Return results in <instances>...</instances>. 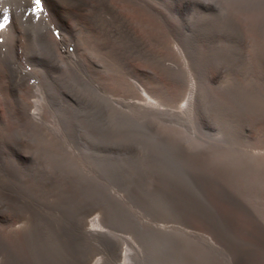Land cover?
<instances>
[{
    "label": "bare ground",
    "instance_id": "obj_1",
    "mask_svg": "<svg viewBox=\"0 0 264 264\" xmlns=\"http://www.w3.org/2000/svg\"><path fill=\"white\" fill-rule=\"evenodd\" d=\"M217 6L224 9L223 17L215 15ZM34 8V0H0V16L8 17L0 29V264H39L44 257L48 264H170L176 258L170 245L182 241L176 225H143L141 242L137 240L146 255L142 260L141 254L134 256L131 242L122 247L126 239L112 225L115 212L94 214L93 207H83V200L67 197L70 187L54 189L56 203L42 202L32 192L43 186L29 182L33 172L25 165L20 133L64 131L76 140L79 129L99 133L102 100L123 127L152 131L151 125L161 126L159 136L167 145L202 164L207 155L200 148V130L217 110L230 118L233 107L247 97L264 110V100L255 95L264 80V67H258L264 63V0H41V10ZM249 56L257 76L252 85L242 86L236 79L222 90L212 86L225 68L242 73ZM185 83L187 92L182 90ZM54 138L53 149L59 143ZM61 154L58 150L63 160ZM256 156L262 164L264 153ZM70 176L75 186L87 187L80 172ZM212 177L219 185L217 202L198 200L176 187L187 202H173V211L182 219L190 214L202 223H216L207 240L232 258L223 263L214 256L208 264H264V209L258 211L238 196L226 184L232 177L218 166ZM61 204L70 209L64 228L58 230L48 220L37 239L34 230L51 215L49 206ZM27 210H33L30 222L3 223L6 216ZM237 220L245 224L246 239L233 232ZM98 244L111 257L93 258Z\"/></svg>",
    "mask_w": 264,
    "mask_h": 264
},
{
    "label": "rangeland",
    "instance_id": "obj_2",
    "mask_svg": "<svg viewBox=\"0 0 264 264\" xmlns=\"http://www.w3.org/2000/svg\"><path fill=\"white\" fill-rule=\"evenodd\" d=\"M217 7L214 10L215 15L223 17L224 9L222 6ZM262 45H264V34ZM252 48L253 45H249L247 50L252 51ZM258 67L262 69L264 63H259ZM236 79L241 80L240 85L242 86H250L257 80L250 56L242 73L233 67L225 68L217 76L212 86L222 90L232 85ZM182 90L188 91L186 83L183 84ZM255 95L264 100V80L260 82ZM102 105L105 106L101 100L99 102V124L97 125V132L99 131V133L79 129L76 134L77 140L74 139V135L64 131L61 134L60 131H54L55 134L54 132L20 133L23 136V138L21 137L23 149L27 154L25 165L30 173H34L31 174L32 177L28 178L29 182L33 185L41 184L43 186L40 191L32 188V192L40 195L42 202L47 201L54 204L59 198L56 193L57 190L54 189L70 187L72 193L68 194L67 197L71 200H83V207H93L94 214L102 216L109 211L115 212L114 217L116 219L114 218L115 221L112 225L117 229L118 234L123 235L126 239L123 240L122 247L131 242L130 244L134 245L135 249L139 248L137 250L132 248L134 256L141 254L142 260L146 259V255L138 235L143 231V225L166 221L168 224L176 225L177 231H181L182 238L180 243L171 244L169 247L175 255L171 249L163 251L168 250L176 257L170 264H208L214 256L217 260L220 261L221 259V262L228 263V258H232V254L223 252L221 247L212 248L206 237L213 233L212 222H215L202 223L190 214L182 215L184 217L182 219L180 214L173 211L171 205L173 202L186 205L187 202L185 197L175 192L176 187L178 190L184 188L183 190L198 200H209L214 203L218 196L219 185L216 179H213L212 172L214 167L218 166L221 171L232 177V180H228L226 184L238 196L243 197L242 199L256 207L258 211L264 209V194L260 193V191H264V162L259 163L256 156L257 152L264 153V122L258 125L254 124V121L260 119L264 121V110H258L254 107L253 102H249V97H247L246 103L233 107L234 112L230 118H224L223 112L217 110L216 116L206 122L200 130L202 134L200 148L207 155V159L201 164L195 159H187L173 146L167 145L159 136L164 129L161 126L151 125L152 131L144 126L123 127L121 123L114 120L111 111L104 109ZM86 106L83 111L86 110ZM92 111L94 110L92 109ZM101 125L104 127L103 129H100ZM194 131L195 129H193ZM24 136H27V139ZM53 138L56 139L55 141H59L55 149L51 147ZM57 138L61 139L57 140ZM48 139L50 142L47 141ZM62 141L64 142L62 143ZM95 146H98V150L95 149ZM58 150L59 154H63L60 156L61 158L64 157L63 160L58 158ZM82 151L85 153L83 154ZM79 153H82L81 156L83 157ZM74 159H76L75 163H71ZM38 170L44 175L42 176ZM72 171L83 174V182L87 184V187L75 186L76 184L72 183L70 176ZM36 172L40 175L38 176ZM254 180L255 183L251 184ZM258 186L260 187L258 188ZM20 194L22 196V193ZM165 200H168L169 203ZM218 205L222 209V206ZM49 207L51 208V215H47L34 230V236L37 239L42 237V233L46 229V221H53L54 226L58 230H62L64 228L62 225L70 216V209L63 208V204L60 207ZM41 209L49 210L45 207ZM61 210H65L63 215H61ZM32 212L33 210H27L25 215L23 213L8 215L3 223L7 225L18 224L24 222L25 219L30 222ZM261 213L264 217V212ZM213 215L216 216L217 214L214 212ZM239 224L240 227L234 225L235 230L233 232L240 238L245 235L244 239H246L245 224ZM94 248H92L93 258L106 256L108 253L102 245L99 247L98 244L97 248ZM111 255L108 253L107 258ZM257 255L255 254L254 258H257ZM34 257L36 259L38 255L36 257L34 254ZM3 258L4 253L0 252V261H3ZM38 263L48 264L45 257L39 259Z\"/></svg>",
    "mask_w": 264,
    "mask_h": 264
},
{
    "label": "snow or ice",
    "instance_id": "obj_3",
    "mask_svg": "<svg viewBox=\"0 0 264 264\" xmlns=\"http://www.w3.org/2000/svg\"><path fill=\"white\" fill-rule=\"evenodd\" d=\"M35 8L34 11H40L41 10V0H34ZM8 22V17L6 15L0 16V29L5 28L6 24Z\"/></svg>",
    "mask_w": 264,
    "mask_h": 264
}]
</instances>
